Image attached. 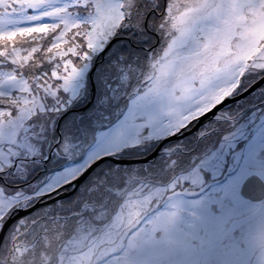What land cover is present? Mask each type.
<instances>
[{
    "label": "snow or ice",
    "instance_id": "obj_1",
    "mask_svg": "<svg viewBox=\"0 0 264 264\" xmlns=\"http://www.w3.org/2000/svg\"><path fill=\"white\" fill-rule=\"evenodd\" d=\"M0 264H264V0H0Z\"/></svg>",
    "mask_w": 264,
    "mask_h": 264
}]
</instances>
